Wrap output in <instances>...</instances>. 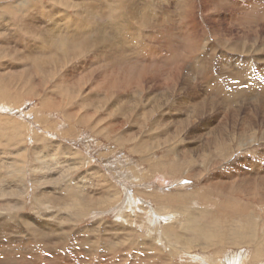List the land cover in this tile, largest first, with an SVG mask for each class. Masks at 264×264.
Instances as JSON below:
<instances>
[{"label": "rangeland", "instance_id": "374dc122", "mask_svg": "<svg viewBox=\"0 0 264 264\" xmlns=\"http://www.w3.org/2000/svg\"><path fill=\"white\" fill-rule=\"evenodd\" d=\"M19 1L0 0V38L10 42L0 51V125L19 129L11 142L0 132V185L16 193H0V201L19 203V208H0V251L9 237L18 240L16 247L23 240V249L34 256L42 255L39 246L45 244L51 256L64 254L69 260L76 253L81 264H142L136 255L146 257L153 249L162 253L163 264L170 259L174 264H224L226 256L243 257L240 264H264V0L259 9L242 13L235 5L219 10L194 0L191 20L184 22L168 6L170 16L163 20L151 12L147 27L134 20H87L92 11L109 10L102 0H42L40 5L33 0L38 3L33 10ZM85 1L94 7L76 5ZM134 1L137 7L130 11L143 10L144 0ZM248 13L258 17L251 21ZM24 19L36 24L33 29L24 28L29 24ZM167 26L176 34L172 39L165 35ZM188 26L194 33L189 39L198 41L202 52L182 44L179 31ZM70 31L84 39L66 43ZM13 45L20 49L13 51ZM122 47L119 56L134 66L116 63L115 51ZM177 59L184 64L181 69L174 66ZM255 66L260 68L256 74ZM201 72L210 73L212 82L202 79ZM218 86L234 99L224 103L221 93L213 104L211 92ZM247 90L254 92L252 98L245 96ZM217 137L226 140L224 147H215ZM15 160L24 161L21 194L15 187ZM15 211L17 218H10ZM192 212L200 214L199 224H215L207 229L212 237L179 236L187 233L182 219ZM220 214L229 219L218 226ZM28 216L53 239L71 227L65 235L68 250L31 235L36 232L25 224L32 220ZM150 217L157 226L150 227ZM233 225H241L242 236L234 234ZM50 227L55 233L47 231ZM167 228L176 235L165 233ZM121 241L128 250L120 251V256L128 255L122 263L107 247L112 242L119 253Z\"/></svg>", "mask_w": 264, "mask_h": 264}, {"label": "bare ground", "instance_id": "6f19581e", "mask_svg": "<svg viewBox=\"0 0 264 264\" xmlns=\"http://www.w3.org/2000/svg\"><path fill=\"white\" fill-rule=\"evenodd\" d=\"M39 1V5H40V3H42L43 1L42 0H38ZM99 1V0H98ZM110 0H102V3H103V5L102 6H104V5H106L107 7H109V10L108 11H105L103 8V10L106 12V13H96L95 11H92L91 12V15H90V17L89 18H87V20H94V21H96V20H99V21H106V20H108V21H111V23L113 22V23H115V22H126V23H128V22H133L132 20H134V21H137V22H139V24H142L143 26H146V25H149V22H150V18L152 17V14H151V12H156V13H160V14H162L164 17H163V20H165V19H167L170 15L168 14V11H167V7L168 6H173V8H174V10L176 11V13H178L179 14V18H182L183 19V21L185 22V19H189V20H191L192 18H193V13H191L190 12V7H191V5H192V3H193V1L194 0H144V3H143V10H140V12H131L130 11V8H133V10L137 7V5H133L134 3H135V1L134 0H111L112 1V6L110 5L111 3L109 2ZM162 1H164V2H167L168 4H166V5H164V7H161V9L160 10H158L157 9V3H159V2H162ZM200 1H202V0H200ZM37 1H33V0H21V1H19L18 3L19 4H21V5H23L24 7L26 6L28 9L29 8H32V10H33V8H36L37 7V5H38V3H36ZM95 2H97V1H95ZM205 2L207 3H209V5H211L212 7H214V8H218L219 10L220 9H222L223 10V6L224 5H226V4H229L232 8H233V6L235 5V6H238V7H240V13H242L243 11H248V10H256V9H259V2L260 3H262V0H241V2H240V4L238 5V3L237 2H229L228 0H205ZM80 3H82V2H80ZM170 4V5H169ZM203 4V3H202ZM76 5H80L81 7H94V4H93V2H87V1H85L84 3H83V5H81V4H76ZM100 5V6H101ZM208 5V6H209ZM36 6V7H35ZM97 7H98V5H96ZM144 6L146 7V8H148V10L147 11H145L144 10ZM206 6V5H205ZM229 6V7H230ZM10 7V6H9ZM114 8H117V9H114ZM208 8V7H207ZM213 8V9H214ZM242 8H245V9H242ZM216 9H215V11H216ZM231 9V8H230ZM94 10V9H93ZM150 10V11H149ZM232 10H234V9H232ZM238 10V9H237ZM53 11V10H52ZM234 11H236V10H234ZM101 12V11H100ZM211 12V11H210ZM232 12V11H231ZM264 14V13H263ZM233 15V14H232ZM235 15V14H234ZM245 15H248L249 17H247V18H249L251 21H254V20H256V14L254 15V14H251V13H248V14H245ZM258 17V16H257ZM28 18V17H27ZM33 18V17H32ZM246 18V17H245ZM262 19H263V17H262ZM25 20V19H24ZM27 20V19H26ZM25 20V21H26ZM34 20V19H33ZM28 21V23L29 24H25L24 25V28L26 29V30H29L30 28H32L33 29V27L32 26H34V25H36V24H34L30 19L29 20H27ZM107 21V22H108ZM136 22V23H137ZM164 22V21H163ZM83 23V22H82ZM95 23V22H94ZM98 24V23H97ZM106 24H108V23H106ZM256 24V23H255ZM77 25V24H76ZM96 27H97V25H95ZM141 26V25H140ZM156 26H158L157 24H156ZM28 27V28H27ZM90 27V26H89ZM147 27V26H146ZM5 29V28H4ZM165 30H166V32H165V35L166 36H168V37H172V36H174V35H176L175 33H173V28L172 27H166V28H164ZM39 30V29H38ZM93 30H95L94 28H93ZM98 30V29H97ZM116 30H119V29H116ZM157 30H159V31H161L162 29H161V27H159L158 26V29ZM67 32V31H66ZM102 32V31H101ZM193 32V29L190 27V26H188V28H186L185 30H184V32L182 31V30H180L179 31V33H184V36L182 37L181 36V38H182V40H184L183 42H182V44L185 46L186 45V47H187V49L188 50H192V49H198L199 47H197V46H199L198 44H196L197 42L196 41H191L189 38H190V35H191V33ZM196 32V31H195ZM73 33H74V31L72 32V31H70V33H68L66 36H65V41H66V43L67 42H74V40H76L75 42H78V41H80V40H82V39H84V38H82L80 35H77V33L75 32V34L73 35ZM93 33H94V31H93ZM115 33V32H114ZM174 35H173V34ZM178 33V32H177ZM71 34V35H70ZM83 34V33H82ZM100 34V33H99ZM192 34H194V33H192ZM85 35V34H84ZM96 36L98 35L97 33L95 34ZM93 36L95 39H98V37H96V36ZM158 35H159V33H158ZM161 36V35H160ZM192 36V35H191ZM12 37V36H11ZM88 37H90V36H87V38ZM92 36L89 38V39H86V40H90L91 38H93ZM117 37V36H116ZM73 38V39H72ZM193 37H191V39H192ZM15 39V38H14ZM172 39V38H171ZM7 40V39H6ZM99 40V39H98ZM5 40L4 39H2V41H1V38H0V51H3L2 49H3V47L6 45V44H8V43H10V42H8V43H5L4 42ZM42 41H43V39H42ZM105 41V40H104ZM103 41V42H104ZM16 42H18V44H16V45H18V46H21L22 45V42L20 41V40H17ZM21 42V43H20ZM158 42V41H157ZM155 43V42H154ZM189 43V44H188ZM109 44V43H108ZM246 44V43H245ZM107 45V44H106ZM111 45V44H110ZM110 45H109V47H110ZM113 45V44H112ZM14 46L15 45H13L12 47H10L13 51H15V50H18V49H20L18 46H17V48H14ZM22 46H24V45H22ZM114 46V45H113ZM116 46V45H115ZM132 46V45H131ZM88 47V46H87ZM86 47V48H87ZM38 48V47H37ZM204 47H202V48H200V50L198 49L197 51L199 52V51H201L202 49H203ZM123 49H126V48H124V47H122V48H120V49H116L117 51H115V61H116V63L117 64H119L120 66H123V67H127V66H134L135 65V63L134 64H131L130 63V61H127L125 58H123L122 56H123V54H122V52H123ZM132 49V48H131ZM70 50V49H69ZM148 50V49H147ZM188 50H186V51H188ZM185 51V52H186ZM102 52V51H101ZM139 52H141L140 50H139ZM169 52V56L172 58L173 56H175L176 57V53H174L173 51H168ZM189 52V51H188ZM202 52V51H201ZM111 53V52H110ZM118 53H120L121 55V57L122 58H119L120 56H119V54ZM143 53V52H142ZM149 52H146V54H148ZM187 54V53H186ZM195 54V53H194ZM40 55V54H39ZM153 55V54H152ZM188 55V54H187ZM195 55H198V54H195ZM202 56L201 57H203L204 55L203 54H201ZM119 56V57H118ZM150 56V55H149ZM191 56V55H190ZM199 56V55H198ZM174 57V58H175ZM188 57H189V55H188ZM114 58V56L113 57H111L110 59H109V63H113L114 62V60H112ZM119 58V59H118ZM177 58V57H176ZM183 58V57H182ZM185 58V57H184ZM193 58V57H192ZM262 58V57H261ZM39 59H40V57H39ZM249 59V58H248ZM178 61H176V64L174 65L177 69H181V68H179L180 66H182V64L183 63H181V64H179L178 62H179V59H177ZM183 60H186V59H183ZM258 60V59H257ZM153 61H154V59H153ZM250 61V60H249ZM188 62V61H187ZM237 63L239 62V60H237L236 61ZM245 62H246V60H245ZM115 63V64H116ZM167 63V62H166ZM193 63V62H192ZM263 63V62H262ZM114 64V65H115ZM160 64V63H159ZM187 64V63H186ZM250 64V63H249ZM154 66H155V64H153ZM184 65V64H183ZM240 65V64H239ZM242 65H244V63L242 62ZM109 66H110V64H109ZM157 66V65H156ZM155 66V67H156ZM171 66V65H170ZM192 66V65H191ZM196 66V65H195ZM246 66V65H245ZM264 66V65H263ZM112 67H113V64H112ZM158 67V66H157ZM259 67H260V65H259ZM259 67H257V66H255L254 68H257L256 69V71H254V68H253V72H255V74L260 70V68ZM159 68H161V67H159ZM209 69V68H208ZM144 69H142V71H143ZM159 70V69H158ZM173 70H174V68H173ZM161 71H162V69L161 70H159V72L161 73ZM170 71V70H169ZM232 71H234V70H232ZM236 71V70H235ZM29 72V71H28ZM144 72V71H143ZM163 72H165V71H163ZM152 73H154V71L152 72ZM169 73V72H168ZM155 74V73H154ZM164 74V73H163ZM166 74V73H165ZM170 74V73H169ZM173 74V73H172ZM201 74V77H202V79H204L205 81H209V83L210 82H212V76H211V74L210 73H200ZM253 74V73H252ZM246 75V74H245ZM229 76H231V75H229ZM260 76V75H259ZM154 77V76H153ZM157 77V76H156ZM156 77H154L155 78V80L157 81L158 79H159V76L156 78ZM165 78L166 77H169V76H167V74H166V76H164ZM220 77V76H219ZM227 77V76H226ZM241 77H243V76H241ZM264 77V76H263ZM138 78V77H137ZM164 78V79H165ZM173 78V77H172ZM214 78V77H213ZM218 78V77H217ZM228 78V77H227ZM148 79V78H147ZM146 79V80H147ZM170 79V78H169ZM221 79V78H220ZM231 79V78H230ZM233 79V78H232ZM138 80V79H137ZM155 80H154V82H155ZM214 80H215V78H214ZM229 80V79H228ZM148 82H149V80H147ZM161 81V80H160ZM160 81H157V82H160ZM165 81H167V80H165ZM223 81V80H222ZM232 81V80H231ZM242 81V80H241ZM247 81H249V80H247ZM153 82V81H152ZM168 82V81H167ZM214 82H216V81H214ZM227 82V81H226ZM229 82V81H228ZM256 82V81H255ZM260 82V81H259ZM208 83V82H207ZM224 83V82H223ZM230 83H232V82H230ZM220 84H221V82H220ZM154 85V84H153ZM234 85V84H233ZM253 85H255V89H257L258 91H257V93L259 92V91H261L260 89H261V86H259V84L258 85H256V84H253ZM261 85V84H260ZM228 86V85H227ZM235 87V86H234ZM264 87V86H263ZM222 88H223V86H222ZM222 88H220V86H218L217 88L216 87H214V90L211 92V98H210V100L212 101V103L214 104V102L215 103H217V100H215V96L216 97H219L220 96V94L223 92V91H221L222 90ZM246 89V88H245ZM236 91V90H235ZM234 91V92H235ZM248 91V90H247ZM229 93H232V92H230L229 91ZM238 93V92H237ZM263 94H264V92H262ZM239 94V93H238ZM253 94H254V92L252 93V92H246V94H245V96L246 97H251L252 98V96H253ZM256 94V93H255ZM2 95H3V97L5 98V92H3L2 93ZM9 95V94H8ZM221 95H223V100H224V103H225V101H231V98H233V97H231L229 94H224V93H222ZM234 95H236V94H234ZM240 95V94H239ZM237 96V95H236ZM258 97V96H257ZM262 97V96H261ZM237 98V97H236ZM214 99V100H213ZM234 99V98H233ZM257 99V98H256ZM223 100H222V102H223ZM237 100V99H236ZM244 100V99H243ZM242 100V101H243ZM262 100H264V99H262ZM241 101V100H240ZM198 102V101H197ZM211 103V104H212ZM228 103V102H227ZM251 103H253V102H249V104H251ZM258 103V102H257ZM221 104H223V103H221ZM230 104V103H229ZM255 105V104H254ZM197 106V105H196ZM198 107V106H197ZM240 107V106H239ZM258 107H259V105H258ZM199 108V107H198ZM257 108V107H256ZM197 109V108H196ZM197 111V110H196ZM199 111V110H198ZM197 111V112H198ZM227 118V117H226ZM231 118V117H230ZM235 121V120H234ZM226 126V125H225ZM234 127V126H233ZM217 128V127H216ZM216 128H214V129H216ZM172 130V129H171ZM19 131V129L18 128H16V126L13 124V127H11V128H5L3 125H0V132L2 133V134H7L6 136H9V138H8V141L9 142H11L10 140L11 139H13L14 137H15V135H14V133H17ZM215 131V130H214ZM168 133V132H167ZM213 133V132H212ZM214 133H216V132H214ZM219 134V133H218ZM11 135V136H10ZM151 137H153V136H151ZM224 137V136H223ZM223 137H217L216 139H215V141H213V140H211V141H213L214 143V145H215V147L216 148H221V147H224L225 146V139L223 138ZM210 142V141H209ZM158 144V143H157ZM211 144V143H210ZM213 145V146H214ZM224 145V146H223ZM144 147V146H143ZM41 148V147H40ZM214 148V147H213ZM213 150V149H212ZM207 151V150H206ZM212 152V151H211ZM68 153V152H67ZM41 155H43V154H41ZM47 156V155H46ZM41 157V156H40ZM45 157V156H44ZM56 160V159H55ZM50 161V160H49ZM54 161V160H53ZM15 163L13 164V165H15V173H14V175H18L19 177L17 178V179H15V187L16 186H19V188H18V190H16V192H18V193H22L24 190H25V187H26V182H25V169H24V167H23V163H24V161L23 160H21V162L19 161V160H15L14 161ZM56 162V161H55ZM54 162V163H55ZM42 163H43V161H42ZM48 163V162H47ZM44 164H46V163H44ZM56 165V164H55ZM1 180V179H0ZM2 181V180H1ZM6 181V180H5ZM13 181V180H12ZM10 183H11V181H10ZM0 184H1V182H0ZM6 184V183H5ZM4 184V185H5ZM66 184V183H65ZM8 184H6L5 186H7ZM11 185V184H10ZM12 187V186H11ZM5 190V188H4V186H1L0 185V193H1V196H3L2 194L4 193V194H12V191H14V193H15V189L14 188H12L11 190H10V192L9 193H7L6 191H4ZM6 192V193H5ZM16 194V193H15ZM104 194V193H103ZM104 195H106V194H104ZM125 195H127V193L125 194ZM110 196V195H109ZM108 196V197H109ZM127 197V199H129L130 198V196L128 195V196H126ZM0 198H4V197H0ZM100 198H103V199H105L104 198V196H101ZM99 199V198H98ZM126 199V200H127ZM17 200V199H16ZM6 201V202H5ZM101 201V200H100ZM103 201V200H102ZM136 201V200H135ZM3 202H5V203H3ZM104 202V201H103ZM106 202V201H105ZM138 202V201H137ZM134 203V202H133ZM7 204H11L13 207H15V208H19V203L17 202V201H11V200H2L1 199V201H0V208L1 207H4V206H7ZM101 204V203H100ZM136 205V204H135ZM134 205V206H135ZM93 207V206H92ZM11 208V207H10ZM125 208V207H124ZM148 208L150 209V207L148 206ZM225 208H226V206H225ZM233 208V207H232ZM227 210L229 209V207H227L226 208ZM13 210V209H12ZM78 210V209H77ZM80 210V209H79ZM82 210H83V208H82ZM242 209H240V208H238L236 211H241ZM14 211V210H13ZM125 211V210H124ZM17 211H15L13 214H12V216H10V218H12L13 216L14 217H16V213ZM81 212V211H80ZM77 213H78V211H77ZM153 213V212H152ZM210 214L212 215V216H214V215H216V214H213L211 211H210ZM19 215V214H18ZM221 215L222 214H220L218 217H219V219L217 220V221H215L216 223H217V225L218 226H221V224H224V222L225 221H228V219H229V215L228 216H226L227 217V220L225 219V218H223V217H221ZM244 215V214H243ZM198 216V214H196L195 212H192V214H189V217L188 218H186V219H182V221H185V224H182V228H183V226H184V229H185V231H187V233L185 234V233H183V234H179V236L180 237H183V235H189L190 237H192V235L193 234H196V236L199 238V240L198 241H200L201 239L202 240H206V239H208V238H210V237H212V235H211V229L209 230V231H207V229L209 228V227H213V225L212 224H214V223H211V222H209V221H207V220H205L204 222H202V224H199L198 223V221H199V219H198V217L200 216V214H199V216ZM247 216H251V215H247ZM61 217H63V216H61ZM153 217H154V215H153ZM156 217V216H155ZM17 218V217H16ZM28 218H30V219H32L31 217H29L28 216ZM230 218H233L232 216L230 217ZM236 218H239L241 221H242V218L241 217H236ZM63 220H64V218H62ZM150 219H151V217H150ZM216 219V218H215ZM224 219V220H223ZM14 220V219H13ZM150 221V220H149ZM180 221V220H179ZM9 222H10V220H9ZM13 222V221H12ZM25 222V224H29V223H31L32 224V226H31V230H33V231H35L36 233H34V234H31V235H37V236H41V238H43V241H44V243H48V242H51V243H53L52 245H54V246H57L58 248H61L62 250H68V249H65L64 248V246H66L67 244L66 243H68V241H66V239H65V235H66V233H68V232H70L71 231V227H69V228H67V229H65V230H63L62 229V232H60L61 234L60 235H58L56 238H52V237H50V234H49V236H47L48 234H45V233H43V231H42V229H43V224H40L37 220H34V219H32V220H30V221H28V220H25L24 221ZM243 222V221H242ZM133 223V222H132ZM156 219L155 218H152L151 219V226L150 227H152V224L153 225H155V226H157L156 224ZM147 224V223H146ZM231 224V223H230ZM73 225H75V224H73ZM212 225V226H211ZM215 225V224H214ZM242 225V224H241ZM241 225H238L239 227H236V226H232V227H234V234L235 235H239V236H242L241 234H240V227H241ZM18 227V226H17ZM172 227V226H171ZM170 227V228H171ZM203 227V228H202ZM19 228V227H18ZM64 228V227H63ZM110 228V227H109ZM46 229V228H45ZM54 229H56V228H52V227H50L49 228V230H47V231H54V233H55V230ZM105 229H107V228H105ZM117 229V228H116ZM120 228H118V230H119ZM126 229V228H125ZM44 230V229H43ZM60 230H61V228H60ZM123 230H124V228H123ZM122 229H121V231H123ZM179 230V229H178ZM184 231V230H183ZM18 232V231H17ZM78 232H80V231H78ZM119 233H120V230L118 231ZM125 232L127 233V231L125 230ZM166 232H170L171 234H174V235H176V233H175V231H174V229H169V228H167V229H165V233ZM15 233H16V231H15ZM19 233V232H18ZM77 233V232H76ZM126 233H123L124 235L126 234ZM169 233V234H170ZM122 234V235H123ZM128 234V233H127ZM170 234V235H171ZM74 235V234H73ZM129 235V234H128ZM92 236V235H91ZM111 236V235H110ZM117 235H115V237H116ZM253 236L254 235H252V237H251V235L249 236V240L250 241H252L251 239H253ZM30 237V236H29ZM118 237V236H117ZM129 237V236H128ZM128 237H126V236H124V238L126 239L127 238V240H129V238ZM216 237H217V235H216ZM76 237H74V239H75ZM120 238H121V236H120ZM118 239V241H116V242H118L119 243V240H121V239ZM123 238V239H124ZM39 239L40 238H37L36 237V239H35V241L38 243V242H40L39 241ZM15 240H17V239H15ZM15 240H14V238L11 240V239H9V237L6 239V246L2 249V251H0V253H2V254H0V263H3V264H81V262L78 260L79 259V257L77 256V254L76 253H73L71 256H70V259L69 260H67L68 258H66V260H64L65 259V257L62 255V256H56V254H54L53 256H51V249L47 246V245H43V246H41V244H40V246L39 247H41L40 248V251H41V253H42V255H37V256H34V255H32L31 253L29 254V252H31L29 249V251L27 252V250H25V249H23L24 248V241L22 240V241H19V246H15V245H18V244H16L15 243ZM27 240V239H26ZM25 240V241H26ZM51 240H53V241H51ZM72 240H73V238H72ZM144 240V239H143ZM244 240V239H243ZM18 241V240H17ZM16 241V242H17ZM28 241V240H27ZM26 241V243H28ZM65 241H66V243H65ZM105 241V240H104ZM248 241V240H247ZM261 242H262V240H260ZM63 243V245L61 244V243ZM83 242V241H82ZM125 242V241H124ZM124 242H120L121 244H120V247H119V253H118V251H117V249L116 250H113V248H111L113 245L111 244L112 242H108L107 243V247L110 249V254L111 255H113L114 257H116V256H118L120 259H121V263L122 262H125V261H127L128 260V255H124V256H120V251H122V250H125V251H128L127 250V248H125L124 247V245H123V243ZM130 242H131V240H130ZM234 242V241H233ZM18 243V242H17ZM30 243V242H29ZM42 243V242H41ZM126 243H127V241H126ZM145 243H148L147 241L145 242ZM1 244V243H0ZM15 244V245H14ZM39 244V243H38ZM61 244V245H60ZM125 244V243H124ZM130 244V243H129ZM203 244V243H202ZM22 245H23V247H22ZM31 245V244H30ZM147 245V244H146ZM36 246V245H35ZM53 246V247H54ZM126 246V245H125ZM128 247V246H127ZM29 248V247H28ZM54 248H56V247H54ZM128 248H130V247H128ZM131 248H132V246H131ZM53 249V248H52ZM60 249V250H61ZM69 249H71V247L69 248ZM151 249H153V248H151ZM158 249V248H157ZM31 250H32V248H31ZM154 250L155 249H153V251L151 250V251H149L150 253L149 254H146V257H144L145 256V254H142V253H140L139 255H136V258H138L139 260H141V261H143V263L142 264H163V263H165L166 261H163V259H162V257H160V255H162V253L160 252V251H158V252H154ZM159 250V249H158ZM34 251V250H33ZM53 251V250H52ZM78 251V250H77ZM94 251V250H93ZM60 252V251H59ZM29 254L28 256L26 255V254ZM56 253V252H55ZM64 253V252H63ZM70 253V252H69ZM107 253V252H106ZM124 253V252H123ZM129 253V252H128ZM19 254V255H18ZM53 254V253H52ZM136 254V253H135ZM50 255V256H49ZM69 255V254H68ZM122 255V254H121ZM42 256V257H41ZM46 256H49V257H46ZM57 257H59V258H57ZM113 257V258H114ZM199 258V257H198ZM242 258L243 257H238V258H235V259H231V256H226V258H225V260H224V264H240V262H241V260H242ZM133 260V259H132ZM165 260V259H164ZM206 261V260H205ZM114 264H115V262L114 261H112ZM120 262V261H119ZM131 263L130 264H135V263H132V261H130ZM177 263V262H176ZM207 263H209V260H208V262ZM107 264H110V263H107ZM124 264V263H123ZM167 264H174L173 263V260L172 259H170V263L168 262Z\"/></svg>", "mask_w": 264, "mask_h": 264}, {"label": "crops", "instance_id": "0c3cea01", "mask_svg": "<svg viewBox=\"0 0 264 264\" xmlns=\"http://www.w3.org/2000/svg\"><path fill=\"white\" fill-rule=\"evenodd\" d=\"M108 40H111V39H108Z\"/></svg>", "mask_w": 264, "mask_h": 264}]
</instances>
